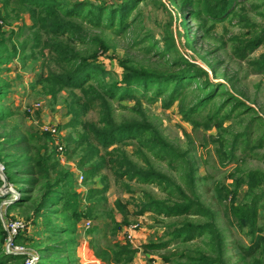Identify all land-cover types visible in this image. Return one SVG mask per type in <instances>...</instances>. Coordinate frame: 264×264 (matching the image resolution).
Here are the masks:
<instances>
[{
  "label": "trees",
  "instance_id": "1",
  "mask_svg": "<svg viewBox=\"0 0 264 264\" xmlns=\"http://www.w3.org/2000/svg\"><path fill=\"white\" fill-rule=\"evenodd\" d=\"M145 1L120 0L118 4L107 6L89 0H0V124L4 128L0 135V163L5 166L6 181L19 193L6 211L7 214L18 212L29 224L39 228L40 239L27 238L23 233L15 238L16 243H32L39 254L37 264H78V226L85 218L97 220L99 206L108 189L106 177H100L106 169L120 181L154 185L166 195V199H159L145 194L137 215L150 213L170 220L184 218L177 221L171 232L173 241L188 243L199 237H210L206 245L216 256L196 250L183 264H225V241L216 226L221 210L224 219H232L241 229L248 230L246 234L251 237V245L241 246L243 257L253 258L258 251L264 253V227L258 223L260 209L264 207L263 170L236 177L232 186L220 184L216 194L218 206L222 207L219 212L201 200L197 167L187 159V154L168 143L141 111L140 120L123 123L115 120L113 101L136 100L140 105L144 99L152 103L162 101L166 109L180 104L183 120L191 123L195 130L215 127L222 131L224 123L233 116L242 123L248 120L246 131L233 136L229 150L226 149L228 141L213 137L214 142L219 143L217 152L222 164L237 161L235 155L240 145L246 143L244 150L250 148L247 138L255 122L264 125V120L242 96L220 78L212 63L203 58L210 76L196 62L180 55L170 36H165L162 47L154 39L136 42L138 45L150 42L143 49L146 53L143 59L125 55L119 61L123 70L121 79L107 80L111 73L99 60L111 46L101 33L92 34L91 31L114 29L118 35L125 34L142 17L139 9ZM179 1L184 17H205L207 21L222 23L245 0H198L197 6L193 0ZM25 15L29 16L31 25L23 23L17 31L6 30L9 24L23 20ZM181 24L190 47L185 19ZM24 33L30 41L18 43ZM263 44L264 30L244 42L238 51L243 58L255 53ZM26 52H30L32 58L42 56V70L48 72L45 75L43 71L36 83L43 85L55 98L64 90L70 91L67 108L71 120L63 128L80 130L76 137L73 134L65 137V154L68 160L77 161V168L84 175V184L89 189L83 196L77 190L75 174L58 159L49 134L33 130L23 133L17 126L7 130L6 122L13 116L9 109L12 82L4 75L10 70L9 64L25 58ZM253 64L257 72L264 74V55ZM51 65L55 69H51ZM188 93L192 94V99L185 104ZM92 111H96L98 119L86 120ZM205 112L207 114L203 115ZM249 114L250 118L246 119ZM131 141L139 143L142 150L179 173V179L156 170L141 152L137 153L144 156L143 166L132 161L121 148ZM262 141L260 139V143ZM97 178L103 184L102 189L93 187ZM2 186L0 179V188ZM245 186L243 199L238 202L237 196ZM3 200L0 196V205ZM83 201L88 205L83 206ZM117 208L124 213L127 205L117 202ZM114 224L116 228L121 226L117 222ZM100 232L97 225L88 230L93 238L101 235ZM62 236L67 239L62 240ZM6 238L0 218V264H24V256L5 252ZM91 246L105 264H130L139 252L128 243L102 246L100 241L92 239ZM163 246L167 243L148 244L143 248L150 251ZM260 257L253 264H264Z\"/></svg>",
  "mask_w": 264,
  "mask_h": 264
},
{
  "label": "rangeland",
  "instance_id": "2",
  "mask_svg": "<svg viewBox=\"0 0 264 264\" xmlns=\"http://www.w3.org/2000/svg\"><path fill=\"white\" fill-rule=\"evenodd\" d=\"M89 1L107 6L120 3V0ZM193 1L195 6L200 4V0ZM179 7V0H174V2L170 0H146L140 5L139 9L142 17L125 34L118 35L114 29L91 31L92 34L101 33L111 46L110 51L106 55L100 56L99 60L104 65V68L111 73L107 80L121 79L123 70L119 66V61L125 55L129 54L136 59H143V55L146 54L143 49L150 45V42L147 40L139 45L135 44L136 42L141 43L146 38L154 39L162 47L165 36H170L175 42L177 52L185 58L196 62L198 66L208 71L210 76L211 72L206 61L212 63L218 70L220 78L224 79L230 89L242 96L244 101L264 120V74L257 72L253 64L254 61L264 55V44L255 53L243 58L238 51V48L244 42L264 30V0H245L222 23L207 21L205 17L198 19L184 17ZM25 16L23 20L9 24L6 30L17 31L23 23L31 25L30 21L27 22L25 20ZM27 19H29V16ZM183 19H185L189 31L190 47L185 39V27L181 24ZM26 35L24 33L18 43L25 41ZM42 63V56L39 55L32 58L30 57V52H26L25 58L17 59L9 64L8 68L10 70L5 72L4 77L12 82L9 109L13 112V116L6 122L7 130L11 126H17L19 131L23 133H27L30 130L43 133L42 127L54 125L62 131L64 137L70 134L76 137L80 128L76 130L63 128L71 120L67 108L70 91L64 90L55 98L48 93L43 85L36 83L38 76L43 71L45 75L48 74L47 69L42 70ZM51 69H55V66L51 65ZM191 99L192 94L188 93L186 100L184 99L185 104L190 102ZM37 104L40 106L35 107ZM112 106L117 123L140 120L142 117L140 115L143 114L146 120L159 131L168 143L180 152L187 154V159L197 167V177L200 179L198 193L201 200L214 210L219 211V209H222V207L218 206L216 196L217 187L220 184L232 186L234 179L243 176L244 173L255 170L264 171V125L260 122H255L250 129V135L247 138L250 142V148L244 150L246 143L240 145L235 155L237 161L231 164H228V162L222 164L217 152L220 146L219 143L214 142V138H223L228 141L229 145L226 149L229 150L233 136L246 131L245 127L248 124V120L242 123L241 120L233 116L231 120L224 123L222 131L215 127L195 130L191 123L183 120L180 104L178 103L169 109L164 107L162 101L152 103L146 99L142 100L140 105L137 104L136 100L113 101ZM28 109H31L32 112H29ZM206 114L207 112L203 115ZM250 116L251 114L246 119H249ZM97 119L96 111L90 112L86 117L88 121ZM3 133V124H0V135H3ZM260 139L263 140V143H260ZM121 148L136 164L140 166L144 164V156L137 153L141 152L150 160L156 170L175 180L179 179V173L173 172L166 163L156 160L148 152L142 150L139 143L131 141ZM62 164L74 171L72 172L76 177L78 192L82 196L86 194L89 188L84 184V180L82 183L78 181L79 175H83V173L77 168V161L68 160L67 158V162ZM100 177H106L105 182L108 185V189L102 205L99 206L101 211L97 212V220L85 218L78 226L76 235L78 264H80L82 259L85 261H89L92 258L98 259L95 250L91 246L92 239L100 241L102 246L119 243L130 244L127 240V230L130 225H136L138 228L135 245L130 244L131 247L139 249L135 258L140 256L138 258L142 259L146 264H183L188 261V257L195 255L196 250H204L211 256H216L206 245L210 240L209 236L199 237L188 243L172 240L171 232L175 224L177 221H183L184 218L170 220L150 213L142 216L137 215L138 205L145 198V194L148 193L156 198L166 199V195L157 186L142 185L128 180L120 181L109 169L104 170ZM95 181L96 183L93 187L102 189L103 184L99 182V178ZM246 189L247 187L245 186L240 190V194L237 196L238 202L242 201ZM117 202L127 205L124 213L117 208ZM227 203H229V200ZM82 205L86 206L88 203L83 201ZM16 220L26 223L27 228L25 227L20 233H23L27 238L40 239L39 228L32 223L29 224L26 221L27 219L18 212L13 211L1 219L3 226L7 221ZM231 220L223 218L222 210L216 220V226L225 241V252L223 255L225 264H253L257 259L259 260V256L262 257L264 262V253L262 251H258L253 258L243 257L240 248L241 246L249 247L251 245V237L246 234L248 231L246 228L241 229L236 222ZM88 221L91 223L89 229L97 225L100 228L101 235L93 238L88 234L89 229L84 228L85 223ZM193 221L200 220L194 219ZM114 222L119 223L121 226L116 228ZM258 223L259 226L264 227V207L260 209ZM65 239L67 237L62 236V240ZM85 240L89 243V250L86 247L84 251L83 247L81 248V244ZM165 243H167V246H163L160 249L145 251L143 248L148 244L163 245ZM16 244L36 251L31 242ZM91 251H93V254ZM166 258L169 260L166 261Z\"/></svg>",
  "mask_w": 264,
  "mask_h": 264
},
{
  "label": "built area",
  "instance_id": "3",
  "mask_svg": "<svg viewBox=\"0 0 264 264\" xmlns=\"http://www.w3.org/2000/svg\"><path fill=\"white\" fill-rule=\"evenodd\" d=\"M0 24L2 22L0 21ZM40 106L39 104L35 105V107ZM29 112H32L31 109H28ZM43 133L49 134L54 142V145L57 149V156L61 163L67 162V156L65 154V142H64V135L60 129H57L54 125H46L41 128ZM73 171V170H72ZM74 172V171H73ZM0 179L3 181V186L1 188V195L6 196V198L3 200V202L0 205V217L1 219L5 218L7 215V207L13 203L19 196V193L15 189V187L6 181L5 176V166L0 163ZM84 180L83 175H79V183H82ZM26 227V223H24L21 220L16 221H7L4 223V228L7 232V238L6 243L4 245V250L7 254L12 255H21L25 257V263L24 264H37L39 260V254L36 251H32L30 249H26L20 245H17L15 242V238L19 233ZM91 227V223L88 221L85 223L84 228L89 229ZM27 228V227H26ZM138 228L136 225H130L127 230V240L130 244L135 245L136 239H137V233ZM89 243L85 240L81 244V248L83 247V250H86V247H88L89 250ZM80 264H104L100 260L96 258H92L89 261L80 260Z\"/></svg>",
  "mask_w": 264,
  "mask_h": 264
},
{
  "label": "crops",
  "instance_id": "4",
  "mask_svg": "<svg viewBox=\"0 0 264 264\" xmlns=\"http://www.w3.org/2000/svg\"><path fill=\"white\" fill-rule=\"evenodd\" d=\"M27 17L28 16H25V20L28 22V21H30L29 19H27ZM92 252V254H93V251H91ZM138 255V254H137ZM138 257H140V256H138ZM135 258L130 264H146L142 259H140V258Z\"/></svg>",
  "mask_w": 264,
  "mask_h": 264
},
{
  "label": "water",
  "instance_id": "5",
  "mask_svg": "<svg viewBox=\"0 0 264 264\" xmlns=\"http://www.w3.org/2000/svg\"><path fill=\"white\" fill-rule=\"evenodd\" d=\"M0 196H1V197H3V199H5V198H6V196H3V195H1V192H0Z\"/></svg>",
  "mask_w": 264,
  "mask_h": 264
}]
</instances>
